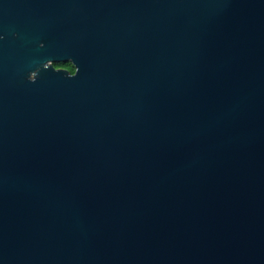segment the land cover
<instances>
[{"label": "water", "instance_id": "1", "mask_svg": "<svg viewBox=\"0 0 264 264\" xmlns=\"http://www.w3.org/2000/svg\"><path fill=\"white\" fill-rule=\"evenodd\" d=\"M0 264H264V0H0Z\"/></svg>", "mask_w": 264, "mask_h": 264}, {"label": "trees", "instance_id": "2", "mask_svg": "<svg viewBox=\"0 0 264 264\" xmlns=\"http://www.w3.org/2000/svg\"><path fill=\"white\" fill-rule=\"evenodd\" d=\"M55 66H56L57 68L65 67V68H67V69H71L72 71L75 70L74 65H72L71 63H55Z\"/></svg>", "mask_w": 264, "mask_h": 264}, {"label": "flooded vegetation", "instance_id": "3", "mask_svg": "<svg viewBox=\"0 0 264 264\" xmlns=\"http://www.w3.org/2000/svg\"><path fill=\"white\" fill-rule=\"evenodd\" d=\"M69 63H71V62H69ZM72 64V63H71ZM73 65V64H72ZM62 68H65V67H62ZM65 69H67V68H65ZM69 70V69H68ZM70 71H71V73H75V70L74 71H72L71 69H70Z\"/></svg>", "mask_w": 264, "mask_h": 264}, {"label": "rangeland", "instance_id": "4", "mask_svg": "<svg viewBox=\"0 0 264 264\" xmlns=\"http://www.w3.org/2000/svg\"><path fill=\"white\" fill-rule=\"evenodd\" d=\"M70 70V69H69Z\"/></svg>", "mask_w": 264, "mask_h": 264}]
</instances>
